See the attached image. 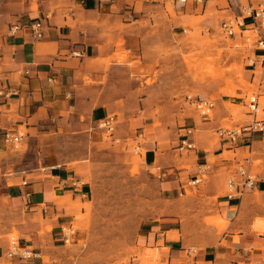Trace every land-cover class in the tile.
<instances>
[{
  "label": "rangeland",
  "instance_id": "1",
  "mask_svg": "<svg viewBox=\"0 0 264 264\" xmlns=\"http://www.w3.org/2000/svg\"><path fill=\"white\" fill-rule=\"evenodd\" d=\"M38 1L33 0V9ZM71 2L47 0L51 12L69 8ZM215 3L210 2L202 13L203 4H193L192 0L186 8L176 5L175 0H129L125 15L119 7H113L117 16L107 14L100 19L97 15L102 27L99 35L115 49L111 58L103 60L105 70L111 60L117 61L105 93L108 101L102 102L104 105H65L63 121L45 122L40 130L47 133L42 138L32 134L26 139L27 131L20 127L24 140L16 149L8 148L12 162L9 174L65 164L93 187L85 200L56 196L55 213L45 215L39 210L29 215L24 209L12 213L15 226L24 224L39 236L25 238L30 248L40 242L43 264H245L228 258L205 262L202 252L216 245L230 224L215 209L218 196L235 193L229 180L241 179L239 168L255 182L258 175H264V145L224 151L225 160L235 157L239 163L230 170L227 166L216 172L209 169L213 177L203 173L202 181L190 184L176 200L163 197L157 179L158 159L147 166L141 158L147 144H153L158 157L169 156L178 167H190L194 156L188 154L193 151L179 150L178 145L185 120L206 117L191 103L196 98L215 105L198 124L195 149L217 145L219 127L238 128L252 120L243 100L256 84L243 77L242 62L251 45L238 36V29L235 38L221 31L220 22L228 14L210 7ZM75 15L82 23L97 22L82 11ZM106 81L107 75L102 79ZM259 101L264 107V90H260ZM102 110L117 117L114 140L97 128ZM216 120L218 128L206 132L200 128ZM235 145L226 147L233 149ZM212 178L215 193L208 196L205 189ZM254 194L259 195L256 190ZM171 216L178 219L181 230L167 234V238L180 239L182 244L173 254L163 248L162 240L154 245L143 239L149 225ZM260 221L264 223V217L256 215L252 224L256 233H264L256 230ZM23 236L13 227L0 233V241L9 246L11 239L21 242ZM6 250L0 248L2 258ZM0 264L8 263L0 259Z\"/></svg>",
  "mask_w": 264,
  "mask_h": 264
},
{
  "label": "crops",
  "instance_id": "2",
  "mask_svg": "<svg viewBox=\"0 0 264 264\" xmlns=\"http://www.w3.org/2000/svg\"><path fill=\"white\" fill-rule=\"evenodd\" d=\"M213 1L216 3L210 7L242 19L243 26L239 27L242 31L243 27L250 26L251 18H242L240 13L244 0H205L202 13H205L208 4ZM127 2L129 0H72V6L69 8L51 12L47 0H39L36 9L32 8L33 0H0V90L17 92L6 98L0 95V131L6 129L19 133L20 127L23 126L27 131L26 139L32 134L42 138L47 133L40 130L45 122L47 124L50 119L63 121L65 105H104L102 102L108 101L105 93L111 80V69L117 61L111 60L109 69L105 70L103 60L111 58L115 49L111 43H105V38H101L99 34L102 27L98 24L107 14L119 15L113 7H119L121 15L127 14ZM187 4L188 2L184 8ZM79 11H82L85 17H102L97 18V24L82 23L75 15ZM45 16H48V19L45 20ZM37 19L43 20L45 24L40 39L32 38L23 30L14 34L9 31L13 25H27ZM236 35L232 37L235 38ZM238 36L242 37L240 34ZM246 52L242 60L243 77L250 84H256L252 72L258 69V57L263 51L254 45L248 47ZM106 75L107 81L103 83L102 79ZM263 85L264 83L260 87L261 90H264ZM116 101L118 100L114 102ZM107 104L113 105L112 102ZM100 114L102 117L106 116L103 110ZM203 119L207 117L185 120L183 134L185 129H192L191 138L194 143L195 131L199 128L198 124L203 123ZM218 123L216 120L200 128L206 132L212 127H217ZM21 135L24 140L23 134ZM235 144L233 149L226 147L233 146L231 143L219 142L212 148H206L208 146L205 145L192 150L193 153L188 155L190 158H196L190 159L189 168L178 167L170 161L169 156L158 157L156 146L153 144H147V150L141 154V158L147 166L154 165L158 159L157 179L163 197L176 200L184 195L185 188L202 172L213 177L209 169L216 172L227 166L230 170L231 165L239 163V158L235 157L232 161L225 160L222 157L224 151L235 152L237 149L263 146L264 131L242 132ZM9 147L0 142V233L5 234L17 227L24 235L20 240L21 245L31 247L25 237L36 239L39 236L36 232L27 230L24 224L15 226L12 223V213L23 209L29 215L37 214L39 210L45 215L51 211L55 213L53 200L56 196L65 194L71 195L72 199L79 197L85 200L92 193L93 187L82 177L71 172L70 167L65 164L47 165L42 170L37 167L31 172L15 170L9 174L7 170L12 163L9 161ZM244 161L250 160L244 158ZM213 180L212 178V183L205 189L208 196L215 193ZM254 190L259 195L254 194ZM215 207L219 215L228 219L230 224L216 245L204 248L203 261L228 258L245 264H264V233H256L252 229L255 216L264 217V175H258L257 181L248 190L242 191L238 187L234 194L218 196ZM179 230L181 227L175 216L165 217L159 224L149 225L143 239L147 244L154 245L162 240L163 248H168L169 253L173 254L180 251L182 244L180 239L167 238V234ZM35 243L38 247L32 249L39 253L37 259L27 262L18 258L7 259L3 252L4 256L2 258L0 253V259L8 264H43L41 244L39 241ZM7 247V243L0 241L1 250H6Z\"/></svg>",
  "mask_w": 264,
  "mask_h": 264
},
{
  "label": "built area",
  "instance_id": "3",
  "mask_svg": "<svg viewBox=\"0 0 264 264\" xmlns=\"http://www.w3.org/2000/svg\"><path fill=\"white\" fill-rule=\"evenodd\" d=\"M176 5L184 6L188 0H175ZM205 0H192V3L203 4ZM240 13L242 18L250 17L251 24L249 27H243V31L239 28L242 25V19H238L234 15H228L222 19L220 22L221 31L228 36H233L236 34V30H239V34L243 37V32H249L246 36V42H250L251 46H254L257 49L263 51L259 55L258 59V69L253 70L252 75L256 80V86L248 94L245 95L243 104L248 109V114L252 116V120L238 128H222L219 127L216 130L218 134L219 142L231 143L232 145L237 143L238 137L242 132L253 133L256 131H264V107H260V87L264 83V0H244V4L240 7ZM48 19V16H45V20ZM44 21L37 19L30 22L27 25H13L10 27L9 31L11 34L16 33L19 30H23L30 34L34 39H40L43 36L44 30ZM17 94L15 90L3 91L0 90V95L6 97H11L12 95ZM197 109L201 111V115L209 116V111L214 108L215 103L208 99H194L191 101ZM117 127V117L116 115H106L98 120L97 128L100 129L105 136H109L114 140V134ZM1 130V129H0ZM193 134L192 129H185L182 139L178 145V149L193 150L195 149L194 142L191 138ZM22 140V135L20 133H14L10 130L0 131V142L4 145L10 146L14 149L17 148L18 144ZM203 173L197 178L194 179L191 184H196L202 181ZM238 174L241 177L239 181H235L234 178L230 179L228 182L229 187L234 188L235 192L240 187V190L251 188L254 184V180L249 174L243 170L238 169ZM232 194V193H230ZM5 257L7 259L18 258L24 261H30L32 259L39 258V253L35 252L34 249L28 246H22L19 240L15 241L11 239L9 241V246L5 251ZM10 264V263H9Z\"/></svg>",
  "mask_w": 264,
  "mask_h": 264
},
{
  "label": "bare ground",
  "instance_id": "4",
  "mask_svg": "<svg viewBox=\"0 0 264 264\" xmlns=\"http://www.w3.org/2000/svg\"><path fill=\"white\" fill-rule=\"evenodd\" d=\"M249 34V33H248ZM248 34H245L243 37H244V40H246V36L248 35ZM256 230H258V231H264V223L263 222H258L256 225Z\"/></svg>",
  "mask_w": 264,
  "mask_h": 264
}]
</instances>
